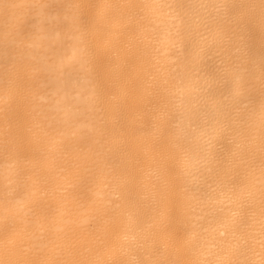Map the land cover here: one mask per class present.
<instances>
[{
  "label": "bare ground",
  "instance_id": "6f19581e",
  "mask_svg": "<svg viewBox=\"0 0 264 264\" xmlns=\"http://www.w3.org/2000/svg\"><path fill=\"white\" fill-rule=\"evenodd\" d=\"M0 264H264V0H0Z\"/></svg>",
  "mask_w": 264,
  "mask_h": 264
}]
</instances>
